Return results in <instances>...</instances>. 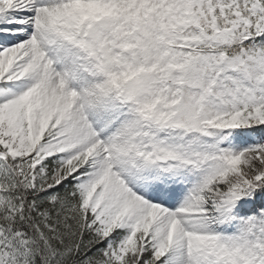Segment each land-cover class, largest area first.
Segmentation results:
<instances>
[{"label": "snow or ice", "instance_id": "1", "mask_svg": "<svg viewBox=\"0 0 264 264\" xmlns=\"http://www.w3.org/2000/svg\"><path fill=\"white\" fill-rule=\"evenodd\" d=\"M0 264H264V0H0Z\"/></svg>", "mask_w": 264, "mask_h": 264}]
</instances>
